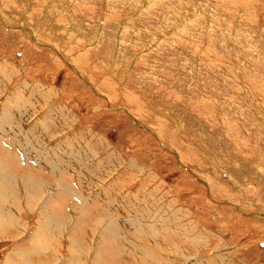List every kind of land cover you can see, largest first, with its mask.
<instances>
[{"label":"rangeland","instance_id":"374dc122","mask_svg":"<svg viewBox=\"0 0 264 264\" xmlns=\"http://www.w3.org/2000/svg\"><path fill=\"white\" fill-rule=\"evenodd\" d=\"M0 230V264H264V0H0Z\"/></svg>","mask_w":264,"mask_h":264},{"label":"bare ground","instance_id":"6f19581e","mask_svg":"<svg viewBox=\"0 0 264 264\" xmlns=\"http://www.w3.org/2000/svg\"><path fill=\"white\" fill-rule=\"evenodd\" d=\"M8 73V72H7ZM6 74V73H5ZM41 94V93H40ZM85 150V149H84ZM83 153H85L86 154V152H83ZM33 155V154H32ZM43 157H46V155L44 154V152L43 153H38L37 155H36V158H38V159H40V160H43L44 158ZM35 158V157H34ZM33 158V159H34ZM43 162H44V160H43ZM5 171V170H4ZM6 175H7V173H6ZM26 176V175H25ZM230 177V176H229ZM232 180H233V178L232 177H230ZM240 181V180H239ZM32 182V184H33V182H34V180L33 179H28V182H25V183H21V185H24V184H28V183H31ZM19 184V183H18ZM47 186H46V184H45V181H42V182H40L39 184H38V188H36V186H34L33 185V196H35V195H37L38 193H40V190L42 189V188H46ZM240 187V186H239ZM112 201V200H111ZM37 202V201H36ZM9 228V227H8ZM3 230H5V226H4V229ZM4 232V231H3ZM134 232H135V230H134ZM136 233V232H135ZM141 233V232H140ZM40 234H41V236H43V237H46L47 235L44 233V231L43 232H40ZM44 250H48V251H51L53 254H55V252H54V249L49 245V244H46V248L44 249ZM138 261V260H137ZM45 262H48V263H45ZM138 262H140V261H138ZM43 263H45V264H51V262L50 261H46V260H44L43 261ZM32 264H33V262H32Z\"/></svg>","mask_w":264,"mask_h":264},{"label":"crops","instance_id":"0c3cea01","mask_svg":"<svg viewBox=\"0 0 264 264\" xmlns=\"http://www.w3.org/2000/svg\"><path fill=\"white\" fill-rule=\"evenodd\" d=\"M158 175V174H157ZM173 202H171L170 203V205L172 204ZM183 203V202H182ZM164 205H163V209L164 210H166V211H168V208H169V206L167 205V204H165V203H163ZM49 205V204H48ZM65 207V209H66V204H63ZM50 206V205H49ZM70 206V205H69ZM69 206H67V208L69 207ZM167 207V208H166ZM96 209H98L97 207H95ZM94 207L93 208H91V211L93 212L94 210H96ZM100 210V209H99ZM160 213V212H159ZM177 213V212H176ZM179 213H180V211H179ZM61 215V214H60ZM177 215H178V213H177ZM177 215H174L175 217L177 216ZM183 215H186V214H183ZM63 218H65L64 216H65V213L64 214H62L61 215ZM159 216H161L160 214H159ZM158 217V216H157ZM162 217V216H161ZM84 218V217H83ZM167 219H170V215H168V212H167V214L165 213V211L163 212V222L164 221H167ZM85 220H87V219H85ZM12 231H10V233H11ZM0 233H2L1 234V237H0V243H4V241H5V239L7 240V238H8V236L7 235H9L10 233H7L6 231H2V230H0Z\"/></svg>","mask_w":264,"mask_h":264}]
</instances>
